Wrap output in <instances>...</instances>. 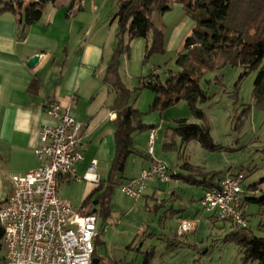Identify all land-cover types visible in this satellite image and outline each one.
Returning <instances> with one entry per match:
<instances>
[{
    "label": "rangeland",
    "instance_id": "obj_1",
    "mask_svg": "<svg viewBox=\"0 0 264 264\" xmlns=\"http://www.w3.org/2000/svg\"><path fill=\"white\" fill-rule=\"evenodd\" d=\"M85 1L87 4L84 5L89 9L97 6L98 13L107 18V47L112 53L117 43L118 24L111 20L117 12L119 0ZM171 7L164 14H150L165 32L166 51L146 57L152 34L148 38H135L130 42L129 52L122 56L119 69L123 82L133 91L130 104L141 112L142 123L158 128L154 158L169 164L171 178L168 182L148 181L144 195L138 199L123 192L122 184L115 188L109 217L105 219L98 211L96 258L100 264H145L149 253L154 254L151 264H258L245 258L242 238L240 241L227 238L235 232L241 237H264V205L257 202L244 205L245 226H235L218 215L212 219L213 214L201 206L205 187L192 183L205 177L218 181L228 172L242 171L246 175L243 195L260 197L264 194V108L258 107L253 99L257 71L240 80L246 70L244 65H234L219 56L215 58V69L205 70L198 78L205 97L198 98L196 107L204 112V119L194 113L186 99L164 109H153L156 93L148 88L137 91L140 78L156 71L165 82L178 74L182 70L177 63L178 54L196 27V21L188 15L182 3L171 0ZM180 119L208 124L218 148L206 149L197 141L183 144L181 137L173 136L169 141L174 140L176 147L165 149V135L168 132L171 136ZM149 131V128L137 130L133 134L135 153L127 159L123 183L138 174L146 156L152 157L148 151ZM186 162L200 166V171L207 174L195 175L183 167ZM103 167L108 176L110 164L105 162ZM89 184L97 185L72 176L71 181L64 179L59 191L80 209L89 195ZM251 185H257L256 189L250 188ZM183 219H195L197 230L179 238L177 226ZM0 243V264H5L2 240Z\"/></svg>",
    "mask_w": 264,
    "mask_h": 264
},
{
    "label": "trees",
    "instance_id": "obj_2",
    "mask_svg": "<svg viewBox=\"0 0 264 264\" xmlns=\"http://www.w3.org/2000/svg\"><path fill=\"white\" fill-rule=\"evenodd\" d=\"M56 1L58 0H34V2L25 5L24 0H0V13L8 11L18 15V26L22 30V36H25L26 27L42 18L43 6ZM177 1L184 5L188 15L196 21L193 34L187 39L184 48L177 57V63L182 67V70L165 82H162L158 73L154 71L149 76L140 78V87L137 91L148 88L156 93L153 109H164L186 99L194 113L204 119V112L196 107L198 98L205 97L200 89L198 78L205 70L215 69V58L223 56L234 65H244L246 70L241 74L240 80L248 73L257 71L253 99L258 107L264 108V0ZM82 8L79 0L78 9ZM171 9V0H119L118 2L117 12L112 18V22L116 21L118 24L117 43L104 75V81L114 94L110 109L116 113L114 120L116 153L107 178L97 184L84 200L80 208L82 213L96 214L99 219L98 211L100 210L105 219L109 217L111 195L117 186L123 184V180L126 178L127 159L135 153L133 134L137 130L156 127L142 123L141 112L130 104L133 91L123 82L119 69L122 56L129 52L130 42L135 38H148L152 34V42L150 46H147L146 57L166 51L165 32L152 20L150 14L153 12L164 14ZM39 89L40 83L34 79L30 90L37 92ZM173 136L181 137L183 144L197 141L206 149L215 150L218 148L211 136L210 127L206 123L195 124L190 123L187 119H180L173 128L171 136L168 132L166 133L165 149L176 147L174 140L169 141V137ZM183 167L198 176L207 174L200 171V166L189 162L183 164ZM210 174L213 176L212 173ZM129 179L131 178H127V180ZM71 180L69 179V181ZM220 181L221 179L214 181L213 177H205L201 180L196 179L192 183L203 185L207 191L219 187ZM256 187L257 185L250 186L253 189ZM252 202L264 205V194L260 197H245L243 195L242 208L246 203ZM243 216L246 219L244 211ZM215 217H217L215 214L210 216L212 219ZM2 235L0 227V240ZM240 238H242V245L246 252L245 258L256 261L258 264H264V237H241L235 232L227 239L240 241ZM97 242L98 239L95 243ZM153 255L146 254L145 264H151ZM96 257L98 256L95 244L93 258ZM98 264H100V260Z\"/></svg>",
    "mask_w": 264,
    "mask_h": 264
},
{
    "label": "crops",
    "instance_id": "obj_3",
    "mask_svg": "<svg viewBox=\"0 0 264 264\" xmlns=\"http://www.w3.org/2000/svg\"><path fill=\"white\" fill-rule=\"evenodd\" d=\"M80 1L81 10L79 0L43 6L42 18L26 27L25 36L18 15L0 13V205L11 194V175L24 176L40 165L35 149L41 145L43 124L52 122L46 113L50 101L71 106L84 125V160L74 166V174L83 176L91 161L97 160L101 181L107 178L103 163L111 166L115 157L116 113L110 109L114 94L104 75L116 44L109 53L107 18L97 6L89 9L85 0ZM34 56L38 62L29 66ZM34 79L40 83L37 92L30 90ZM145 158L131 178L152 161L150 156Z\"/></svg>",
    "mask_w": 264,
    "mask_h": 264
},
{
    "label": "built area",
    "instance_id": "obj_4",
    "mask_svg": "<svg viewBox=\"0 0 264 264\" xmlns=\"http://www.w3.org/2000/svg\"><path fill=\"white\" fill-rule=\"evenodd\" d=\"M51 123L40 130L41 145L35 149L40 165L24 176L11 175L12 191L0 205V227L5 264H93L99 219L85 214L59 188L62 179L101 182L97 160H92L83 176L74 174L75 165L84 160V125L73 115L71 106L57 101L46 105ZM158 128H150L149 154L152 161L138 176L122 184L128 196L141 198L147 182H168L170 166L154 158ZM246 175L228 172L219 187L205 192L201 206L209 213L237 225H246L243 216V184ZM197 230L195 219H183L177 236L183 238Z\"/></svg>",
    "mask_w": 264,
    "mask_h": 264
},
{
    "label": "water",
    "instance_id": "obj_5",
    "mask_svg": "<svg viewBox=\"0 0 264 264\" xmlns=\"http://www.w3.org/2000/svg\"><path fill=\"white\" fill-rule=\"evenodd\" d=\"M38 56H34L32 58H30V60L28 61V65L29 66H34L37 62H38ZM99 263V259L95 258L93 259V264H98Z\"/></svg>",
    "mask_w": 264,
    "mask_h": 264
}]
</instances>
